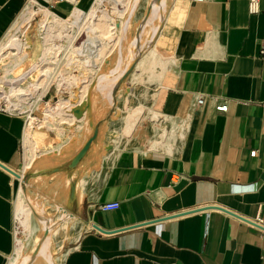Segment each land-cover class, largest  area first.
I'll return each mask as SVG.
<instances>
[{"label":"crops","instance_id":"1","mask_svg":"<svg viewBox=\"0 0 264 264\" xmlns=\"http://www.w3.org/2000/svg\"><path fill=\"white\" fill-rule=\"evenodd\" d=\"M24 3L0 0V37ZM173 8L182 19L155 123L165 134L149 141L146 125L143 147L96 172L78 199L84 230L60 264H264V0L255 13L248 0ZM26 125V115L0 110V264L14 248Z\"/></svg>","mask_w":264,"mask_h":264},{"label":"rangeland","instance_id":"2","mask_svg":"<svg viewBox=\"0 0 264 264\" xmlns=\"http://www.w3.org/2000/svg\"><path fill=\"white\" fill-rule=\"evenodd\" d=\"M37 1L39 4L34 7L35 9L38 8V6L46 5V3L40 0ZM93 1L94 0H91V3H93ZM128 1V4L130 6L133 5L134 9L131 11L130 9L126 10L121 16L122 18L114 16V14L110 12L112 10L111 3L106 4L107 12L113 16L116 22L126 21L125 19H128L125 24L126 27L124 25L125 33L123 34L124 36L122 35L123 38L121 37L119 42L115 44L114 42L111 43L112 41L107 43L108 46L106 45L105 47L107 51L105 50L106 53L104 51V57H101L100 62L96 66L90 65L85 59H81L85 51H83L82 54H80V52L70 53L69 51L85 39V31L82 29L87 22L85 17L82 19L83 22L86 21L85 24L82 26L80 32L71 40H64L65 38L62 39L55 35H51L48 44L61 46V48L52 49L56 57L47 55L43 52L44 37L42 34H44V30L39 28V15L37 14L33 15L28 25H22L19 30L23 28L17 31L19 42L25 45L22 51L23 54L22 52L19 53L20 55H24L25 53L23 59L15 66V61L12 56L6 55L8 49L0 51V76L5 79L4 81V79L0 77V81H3L0 83V96L3 95V89H6V79L13 76H20L21 73L23 74L29 69V75L26 73L27 76L25 75V78L16 81L17 84L21 82V84L19 83L18 85L22 87L27 86L29 83H34V81L36 82V80H38L37 69L48 61V65L52 67L51 78H57V76L63 75L62 77L65 76L66 80L60 82L61 86H59V90L55 82L47 83L48 85L45 84L48 79L43 81L42 84L38 82L39 84L37 85L45 84L43 85L44 87L36 86L37 92L36 89H34V91L31 90V92H34L32 94L26 92V96L28 95V104H26L24 109L31 108L29 109L32 112L30 116H34V118L37 119L35 122L41 123L40 121L43 118V108L45 104L48 102L55 103L59 98H63L71 102L72 105L68 108V111L72 113L77 120H72V124L71 122L69 123L70 125L68 122L57 123L59 125V130L54 127L41 126L39 129L33 127L32 129L37 128L36 130L40 131L39 136L36 137V155L31 157V154H29L30 151L25 149L26 147L24 144L21 148L23 152V162L20 167V174L22 176L18 189L22 191V194L25 196V201L30 207V222L34 229L32 231L33 234L28 237L26 230H24L23 226L16 218L14 248L6 264H23V256L32 255L37 251V249H35L37 247V242L45 232L44 223L41 220L42 218L50 219L51 226L50 232L48 231V233L51 234L49 235L48 251L54 264H60L65 251L72 246L79 233L84 230L82 229V208L79 204L80 201H78V196H80L83 191H88L90 187L88 183H91L94 179L96 172H101L108 168L112 158L116 156L119 150L127 147H143L146 142V125L148 126L149 141L152 134L160 136L161 133H163L160 131V127H163L161 126L163 124L159 121L158 125H156L155 123L158 117L156 115L152 118L151 112H157L159 109V94L163 92L161 86L168 85L172 73L171 67H173L174 61L173 63H170V61L165 63L163 75L158 80L151 76L149 70H144L143 66L139 67L136 64L142 56L144 49L149 50L153 48L155 44L156 48L164 55L173 56V46H171V43L175 39V28L180 26L182 16L180 20L178 18V20L175 21V11L173 8L174 0H166L164 7L165 17H163V20H153V26L162 23L159 33H163L166 39L165 42L156 43L157 39H154L156 32L154 34L150 33L152 31H150L149 25L143 27L146 32L140 28V25L147 17L152 0ZM177 1L180 6H183L186 2V0ZM26 2L27 0H25V3ZM59 5L61 8H52V5L46 8L56 11L60 16L68 19V9H70V7L67 5L66 0L59 2L58 6ZM63 7H65L64 11H62ZM180 13L178 9V14ZM15 18L13 21H15ZM70 19L71 17H69V20ZM10 26L3 32L0 40L6 38ZM142 31L146 34L141 33ZM148 34L149 36H145ZM137 35L138 38L136 39ZM149 38H151V40ZM142 41L144 43L148 41V43L145 44V48L140 50L138 47L136 48V45H143L144 43ZM70 45H73V47L71 48ZM133 45L134 47H132ZM136 50L138 51V55L131 56L132 51L135 52ZM40 57H43L41 60L42 62L40 61ZM55 60L56 63L54 64ZM119 61L120 64H118ZM126 61H128L127 64ZM169 64L170 66L167 67ZM126 65L127 67H125ZM123 68L124 72L121 71L122 74L119 73V79H116L115 85L111 90V101H109L107 100L108 97L105 92L107 89L101 90L97 85L99 83L97 76L107 74L114 69L119 72V70H123ZM72 76L78 78V85L72 81ZM83 84L87 85V90L85 96L80 101L79 87ZM65 85L66 87L69 85L70 88H66ZM30 95L35 97H30ZM39 95L40 99H37ZM0 103V105L8 110L6 104L3 103L1 99ZM137 107H141V112L137 115L131 131L126 134L123 130L125 116L129 110H133ZM8 111L11 113H21L23 116L30 113V111L23 113L19 110ZM57 124L55 126H57ZM156 129L158 131H156ZM151 130H153V132ZM155 136L153 140H156ZM158 139L160 140L161 138L158 137ZM56 146L58 147L56 148ZM62 210L69 213L72 217L66 219L67 221L60 218L59 216ZM17 240L23 243L19 255L15 253V243H17ZM24 264L47 263L40 255H36L34 259Z\"/></svg>","mask_w":264,"mask_h":264},{"label":"bare ground","instance_id":"3","mask_svg":"<svg viewBox=\"0 0 264 264\" xmlns=\"http://www.w3.org/2000/svg\"><path fill=\"white\" fill-rule=\"evenodd\" d=\"M81 1L82 0H66V3L70 7V9H68V19H65L62 16H60L56 11H52V10H49L48 8H46L47 5L38 6V8L35 9L34 7H36V5L39 4V2L37 0H27V2L24 3L23 8L20 10L18 15L16 16L15 21H13L12 25L10 26V28H9L10 30L9 31L7 30L8 35L6 36L5 39H1L0 51L3 49L4 50L8 49L6 55L10 56V57L12 56V58L15 61L14 65L16 66L17 63L19 61H21L25 55V53H24V55L19 54L24 50L25 45L22 44L21 42H19L20 40L17 36V31L19 30V28L22 25H28V23L30 22L33 15L37 14V15H39V28L44 30V34H42V36L44 37L43 52L47 55H53L54 57H56V55H54V53L52 52V49L61 48V46H59V45L54 46V45L48 44V41H49L51 35H55V36L62 38V39L65 38L64 40H67V39L71 40L72 38L75 37V35L77 33L80 32L82 26L87 21L86 25L83 26V28H82L85 31L84 32L85 33V39L83 41H81L80 44L77 45L76 47H73V45H70V47L71 48L73 47V48L70 49L69 51H70V53L71 52H80V54H82L83 51H85L84 56L81 57V59H85V61L89 62L90 65H94V66L98 65V63L101 60V57L102 56L104 57V55L107 51V49L105 48L107 43H109V41H112L111 43L114 42V44H115L116 42L117 43L119 42L121 37L123 38V36H124L123 34L125 33L124 25L127 23L126 21L128 19V18H126L125 19L126 21L116 22L115 19L113 18V16H111V14L107 12L106 4H108V3L112 4V10L110 8V10H111L110 12H112V14H114V16H117V17H121L126 10L130 9V11H131L132 9H134V7H133V5L130 6L128 4L129 3L128 0H94L93 3L86 10H84L81 7ZM165 4H166V0H152L151 4H150V8L148 10L147 17L145 18L144 22H142V24L140 25L141 30L143 29L144 26L149 25L150 29H151L150 31H152V32H150V31L149 32L152 34H154L156 32L155 33L156 36L154 38V39H157L156 43L157 42H165V39H166L165 35L163 33H159L162 23L160 25L158 24L157 26H153L154 25L153 24L154 19L163 20V17H165L164 16ZM52 8H55V7H52ZM64 8L65 7L62 8V11H64ZM174 16H175V14H174ZM69 17H71L70 20H69ZM84 17L86 19V21L84 20L85 22H83V20H82ZM167 19H164V20H167ZM125 27H126V25H125ZM127 27H128V25H127ZM143 30L145 31V28ZM145 32L142 31L141 33L146 34ZM149 32H147V33H149ZM152 34H151V37L153 36ZM141 36H143V35H141ZM145 36H149V34L145 35ZM137 38H138V35L136 36V39ZM149 39L151 40V38H149ZM141 40H142V38H141ZM141 40H139V41H141ZM146 43H148V41ZM146 43H144L143 45L142 44L136 45V48L138 47L141 50L142 48H145ZM134 44H135V42H134ZM132 47H134V45ZM84 48H85V50H84ZM13 50H15V51H13ZM104 51H105V53H104ZM55 52H56V50H55ZM22 54H23V52H22ZM134 55H138L137 50L135 52L132 51L131 56H134ZM44 57H45V55H44ZM129 57H130V55H129ZM0 58H1V56H0ZM42 58L40 57V61L42 60ZM46 58H47V56H46ZM171 60H172L171 56L170 55H164L161 51H159L156 48V44H155V46L149 50L144 49L143 54L139 58V60L137 61L136 65L139 67L143 66L144 70H149L151 73V76L158 80L159 78H161L163 69L165 67L164 66L165 63L169 62ZM128 61H130V60H128ZM128 61H126V64L128 63ZM52 63H53V61H52ZM55 63H56V60L54 61V64ZM118 64H120V61ZM38 67H39V64H38ZM125 67H127V65ZM32 68H34V67H32ZM51 69H52V67H50V65H48V61H47V63H45L43 66H40V68L37 69L38 80H36V82L34 81V83L31 82L27 86H24V87L18 85L19 83L21 84V82H19L17 84L16 81L22 80L23 78H25L27 76L26 73L29 72L28 71L29 69L26 70V72H24L23 74L21 73L20 76L19 75L13 76V77H9L8 79H6L7 80L6 81L7 86H6V89H3V91H2L3 95L0 96V99L3 101V103L6 104L7 109L10 111H18L19 110L22 113L26 112V111H30L29 109H31V108L24 109L26 104H28V102H27V98H28L27 96L28 95L26 96V92L32 94V93H34L33 92L34 89H36V92H37L38 86L40 87V86H43L47 83L49 84L50 82H55L57 87H58V90H59V86H61L60 82L62 80H66L65 76L62 77L63 75H59V76H57V78H51V75H52ZM121 71L124 72V68H123V70L122 69L119 70V72L115 71V69H114L113 71H111L107 74H101V75L97 76V80L99 81V83L97 85L99 86V88L101 90L107 89V91H105V92H106V96L109 99L106 96L105 97L109 101H111V96H110L111 90L113 89V86L115 85V82L119 76V73L122 74ZM28 75H29V73H28ZM71 78H72V81L77 83V85H78V78L73 77V76ZM1 79H4V78L1 77ZM67 79L69 80L68 77H67ZM46 80H47V82L45 84L37 85V84H39L38 82H41L40 84H42L43 81H46ZM4 81H5V79H4ZM2 82L0 81V83H2ZM4 85H6V84H4ZM66 85H65V87H66ZM68 87L70 88L69 85H68ZM68 87H66V88H68ZM31 90H33V91L31 92ZM45 90H46V88H45ZM86 90H87L86 84L80 85V87H79L80 101L85 96ZM31 96L32 95H30V97ZM32 97H35V96H32ZM37 99H40V95H39V97H37ZM29 104H30V102H29ZM71 105L72 104H71V102H69V100H66L63 98H59L58 101H56L55 103H49V102L46 103L44 108H43V118L40 121L41 123H37V122L33 121L34 116H30L29 113L26 115L28 124L26 125L25 131H24V136L22 137V139H23L24 145L26 147V148L25 147L24 148L27 149L28 151H30L29 154H31V157L36 155L35 152L37 151V149H36V143H37L36 137L39 136V133H38L39 130H36L37 128L39 129V127L44 126V127H54L55 129L59 130V127H58L59 125L57 123L68 122V124H69L71 122V124H72V120H74V119L76 120L75 116L68 111V108H70ZM140 112H141V107H137V108H135L133 110H129L127 112V115L125 116V122H124V128H123V130L126 134H128L131 131V129L133 128L134 121ZM156 115H157V112H154V111L151 112L152 118H154ZM56 124H57V126H55ZM33 127H37V128L32 129ZM163 134H165V133H163ZM57 147L58 146H56V148ZM71 178H72V176H71ZM57 179H58V177H57ZM65 181H66V186H67V179ZM18 191L19 192L17 193L18 195L16 197L17 199H16V203H15V214L14 215H16L15 217L18 219L20 224L23 226L24 230H26V234L29 237L31 234H33L32 231L34 229L31 226V222H30V207L27 205L25 198H24L25 196L22 194V191L19 189H18ZM79 198H80V196H78V199ZM58 208H56V209H58ZM59 217L62 218L63 220H66L72 216L69 213H67L66 211L62 210ZM41 220L44 223V231L45 232H44V234H42L40 240L37 242V247L35 248V249H37V251L34 249L36 251L35 253H33L32 255H25L22 257L23 258V264L27 261H31L32 259H34V257L36 255H38V256L40 255L46 261L47 264H54L53 260L51 259L50 253L48 251V245H49L48 241L50 238L49 235L51 234V233H48V231L50 230V226H51L50 219L49 218H42ZM51 231H52V228H51ZM22 244L23 243L19 240H17V243H15L16 255H19V253L22 249V246H23Z\"/></svg>","mask_w":264,"mask_h":264},{"label":"built area","instance_id":"4","mask_svg":"<svg viewBox=\"0 0 264 264\" xmlns=\"http://www.w3.org/2000/svg\"><path fill=\"white\" fill-rule=\"evenodd\" d=\"M61 1H63V0H55L56 3H59ZM195 1H202V0H195ZM248 9H249L250 13L257 12L258 11V0H248ZM196 103L202 104L203 98L197 99ZM214 109L218 112H226L227 111V103L225 101H218L215 103ZM0 110L8 111L2 105H0ZM31 113L32 112L30 111L29 115H31ZM34 119L35 118L33 117V120ZM34 121H37V119H35ZM27 124H28V121H27ZM252 154H254V152H252ZM118 206H119V203L114 201V202L102 203V204L98 205L97 207L100 210H112V209H116ZM15 228H16V221L14 222V228H13L14 234H15Z\"/></svg>","mask_w":264,"mask_h":264},{"label":"water","instance_id":"5","mask_svg":"<svg viewBox=\"0 0 264 264\" xmlns=\"http://www.w3.org/2000/svg\"><path fill=\"white\" fill-rule=\"evenodd\" d=\"M6 168V167H5ZM10 173H12L13 175H15L16 177H20L18 173H16L15 171L6 168ZM229 212V211H228Z\"/></svg>","mask_w":264,"mask_h":264}]
</instances>
